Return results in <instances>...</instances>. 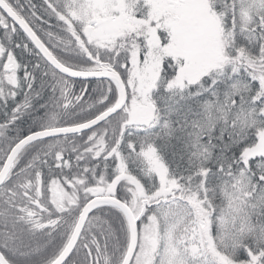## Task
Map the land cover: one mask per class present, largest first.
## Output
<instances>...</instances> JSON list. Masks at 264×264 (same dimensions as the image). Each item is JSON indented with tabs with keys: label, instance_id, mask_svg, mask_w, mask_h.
I'll return each instance as SVG.
<instances>
[{
	"label": "snow or ice",
	"instance_id": "1",
	"mask_svg": "<svg viewBox=\"0 0 264 264\" xmlns=\"http://www.w3.org/2000/svg\"><path fill=\"white\" fill-rule=\"evenodd\" d=\"M0 264H264V0H0Z\"/></svg>",
	"mask_w": 264,
	"mask_h": 264
},
{
	"label": "trees",
	"instance_id": "2",
	"mask_svg": "<svg viewBox=\"0 0 264 264\" xmlns=\"http://www.w3.org/2000/svg\"><path fill=\"white\" fill-rule=\"evenodd\" d=\"M37 2H39V0H37Z\"/></svg>",
	"mask_w": 264,
	"mask_h": 264
}]
</instances>
